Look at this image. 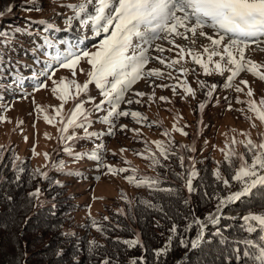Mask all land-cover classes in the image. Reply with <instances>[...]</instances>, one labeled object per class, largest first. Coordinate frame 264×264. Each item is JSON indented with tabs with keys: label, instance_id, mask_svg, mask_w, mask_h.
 Returning <instances> with one entry per match:
<instances>
[{
	"label": "snow or ice",
	"instance_id": "obj_1",
	"mask_svg": "<svg viewBox=\"0 0 264 264\" xmlns=\"http://www.w3.org/2000/svg\"><path fill=\"white\" fill-rule=\"evenodd\" d=\"M37 3L38 0H24L22 7L27 12L43 11L42 8L36 6ZM55 7L64 8L63 12L56 13L64 25L63 28L59 27L51 18L36 21L29 18L23 27L18 26L8 32L0 31V85H3L0 91L8 92L21 88L24 80L28 77L36 81L33 90L39 91L47 87L46 81L52 80L54 85L52 92L61 101L60 108L55 109L57 116H61V108L69 99H72L74 105L67 118L61 116L58 139L64 145L63 151L73 162L83 159L95 161L97 170L106 169V174L118 175L129 171V168L117 169L106 164L102 153L107 149L103 143L96 144L90 152H75L74 142L81 139L100 140L105 135L115 136L117 130L120 132L131 131L139 137L140 129H129L127 124H119L120 118L131 117L136 124L143 126L147 123L149 127L154 122L147 121V117L143 113L122 108L121 105H140L145 96L148 101H154L156 88H171L174 95H181V99H186L188 96L195 99L197 90L202 92L205 98L197 105V110L201 114L200 124H203L202 114L209 104L214 107L219 106L218 89L232 90L237 94L244 93L248 99L241 100L237 95L235 103L245 104L247 108L237 109V111L242 114L251 113L252 115H245V119L259 120L261 124H264V96L257 102L252 99L254 93L247 80L241 79L238 84L235 83L236 78L242 72H248L260 81H264V72L259 71L264 65L257 64L245 55L251 45H255L253 51L264 52V0H75V2L57 0ZM13 10L14 6L5 0L4 4L0 6V18L4 17L6 13L11 14ZM34 24L42 26L44 32L50 30L69 32L78 25L77 31L83 32L84 29H88L96 37L101 36L102 33L107 35L95 47L94 51L80 49L77 46L76 50L57 51L55 56L48 58L43 49L55 48L58 43L63 45L64 41L57 42L50 39L48 35L41 34L42 44H37L35 39L31 38ZM200 38H204L208 43H201ZM77 39L79 43H83L82 39L79 37ZM26 40L27 47H25ZM165 43L168 47H165ZM17 52H22L24 55L30 54L32 65L29 66L21 57L17 56ZM172 52H175L174 58L165 55V53ZM185 57L190 58L192 65H198L204 76H211L215 73L225 77L224 81L209 83L200 79L201 72L196 67H187L189 61ZM217 57L218 59H214ZM82 60L89 67L82 66ZM152 62H158V65L163 68L159 66L147 67ZM21 67L30 68L27 77L20 70ZM57 69H67L73 79L53 80ZM78 73L86 77V81L82 84L75 79ZM226 73H228L227 76H225ZM189 75L194 78L197 89H193L189 85L187 80ZM140 80H144L152 88L150 94L133 91V85ZM156 80H172L175 83L156 84ZM90 85H94L99 96L103 97L99 103L95 102V97L89 95ZM178 88L181 90L180 92L177 91ZM245 89H247L246 92ZM159 99L171 103L166 96H161ZM223 99L226 102L227 110H232V99L229 96H224ZM87 103H91L92 107L86 108L85 104ZM9 108L10 105H5L3 109H0V122L5 121L6 118L2 113ZM37 110L42 109L38 108ZM94 113L104 114L98 115L94 121L92 119ZM44 118L48 123H53V117L46 115ZM96 122L105 125L107 131H89L93 123ZM252 127L255 128L256 124L252 123ZM78 129L83 131L82 136L78 134ZM173 129L184 136L188 135L183 128L177 129L174 125ZM162 135L168 138L167 143L155 141L157 149L155 152L144 141V148L135 153L150 161V167L156 172V175L139 174V179L136 175H129L125 179L135 187H146L151 192L171 194L176 190L161 187L162 177L156 170L164 168L167 171L169 166L163 161H170L176 157L180 168L184 170L176 173L177 177L184 181V188L189 195L197 192L198 189L193 184V181L199 177L195 167V158L184 155L185 151L195 153L194 144L190 146L175 144L167 129ZM241 135L246 137L245 141L237 142L233 137L231 143L226 145L228 150L224 152V163L227 175L222 173L220 162H216L217 167L212 172L218 185L222 184L225 188H230L232 187L231 181H235L239 185L238 190L221 197L215 192L209 194L207 186H203L205 198L217 199L215 211L201 219L196 216L194 209H190L189 213L183 217L187 223L182 231L186 234L191 232L193 227H196L197 230L191 240L184 237L179 238L182 248H198L205 239V228L209 224L213 226L219 224L224 208L242 197L253 194L254 190H264V133H260L258 141H253L249 133L245 132ZM26 140L25 137V142ZM237 143L243 145L244 152H236L233 146ZM9 150L0 146V168L11 167L14 173H23L24 169L16 163L18 157L13 156L10 165L5 163V154ZM120 151L123 153L127 149L121 148ZM45 159L50 160L47 153ZM186 159L187 166L185 165ZM124 163L128 164L129 162L124 161ZM50 166L58 170L67 167L63 161L57 163L54 160H50ZM131 171L137 173L136 169H131ZM67 174L75 175L77 173ZM30 175L32 179L48 178V172H41L39 169ZM6 179L7 177H0V182ZM15 180L19 182L20 175H16ZM53 183L62 186L58 180ZM40 194L41 189L37 187L29 195L38 201ZM121 198L127 201L124 194H121ZM139 203L172 219L162 205L152 201H140ZM183 203L188 205L190 200L186 198ZM104 219L107 220L108 217H104ZM242 220L253 228L258 226L264 233V211L260 213L250 211L247 215L242 216ZM91 223L93 226L96 225L94 220ZM97 231L103 232L104 230L97 227ZM169 232L171 235L164 248L153 250L157 264H159L161 256L167 255L173 239L180 236L179 225L173 222ZM114 243H123L129 248L139 246L144 252H147V248L138 235L130 240H121L117 237ZM246 245L258 249L254 257V264H264V235L261 236L260 244L256 245L248 241ZM101 248L103 245L95 240L89 241L87 249L89 260L97 255V251ZM58 254L63 255L62 252ZM76 264H80V262L76 261ZM99 264H114L113 258L104 253L100 256ZM129 264H147V261L144 256H141L133 258Z\"/></svg>",
	"mask_w": 264,
	"mask_h": 264
},
{
	"label": "trees",
	"instance_id": "obj_2",
	"mask_svg": "<svg viewBox=\"0 0 264 264\" xmlns=\"http://www.w3.org/2000/svg\"><path fill=\"white\" fill-rule=\"evenodd\" d=\"M24 25L25 21L4 24L0 31L8 32ZM33 29L32 37L39 44V35H46V32L43 29L39 30V27L33 26ZM54 40L59 42L64 39ZM20 53L22 52H17L16 55L31 66L32 58L30 56L27 58L24 54L21 56ZM29 69L20 70L27 77ZM0 88H3V85H0ZM15 93H18L16 89L13 92H6L7 98L12 100L16 96ZM13 155L9 151L5 154L6 164H11ZM184 155L195 158L199 177L193 184L197 187V192L189 195L184 188V181L176 175L184 170L180 168L178 159L173 157L170 161H163L169 166L167 171L164 168H158L156 171L162 177L161 187L175 189V192L171 194L151 192L146 187H135L131 184L135 189L133 195L126 196L120 193V197L124 194L131 203L121 198L119 202L122 208L119 203L105 205L101 212L87 217L80 225L75 222V213L81 206L76 203L77 194L71 192L69 183L61 179L63 171L50 167L47 179L39 177L32 179L30 174L39 168H35L25 158L16 162L24 169L23 173H14L11 167L0 168V177H7L0 182V264H76V261L80 264H99L100 256L104 253L113 258L114 264H129L130 260L141 256H144L147 264H157L153 250L162 249L167 244L171 235L169 229L173 222L179 225L180 236L173 239L167 255L159 258V264H254L258 249L246 245V242L260 244L264 233L258 226L253 228L247 225L242 216L250 211L252 213L264 211V190H254L253 194L242 197L224 208V216L219 224L216 226L209 224L205 228V239L198 248L186 249L180 246V237L191 240L197 230L193 227L192 231L186 234L182 231L187 223L183 217L190 209H194L196 216L201 219L215 211L217 199L205 198L203 186H207L209 194L215 192L221 197L239 188L235 181H231L230 188L218 185L212 175L217 167L216 162H220L222 173L227 175L225 158L219 161L212 159L206 163L197 161L194 153L185 151ZM147 162L150 167V161ZM187 164L186 159L185 165ZM39 170L43 172L42 169ZM16 175H20L19 182L15 180ZM155 175L156 172L150 176ZM57 180L62 186L53 183ZM37 187L41 189L38 201L29 195ZM186 198L190 200L188 205L183 203ZM140 201H152L164 206L172 219L156 210L146 208L144 204L139 203ZM115 207H118V210ZM228 213L231 215H227ZM104 217L108 219L105 220ZM93 220L96 221L95 226L91 223ZM117 225L119 227H116ZM97 227L104 231H97ZM136 235L147 248V252L139 246L129 248L123 243H114L117 237L121 240H130L136 238ZM92 240L103 245V248L89 260L88 242ZM60 252L63 255H59Z\"/></svg>",
	"mask_w": 264,
	"mask_h": 264
},
{
	"label": "rangeland",
	"instance_id": "obj_3",
	"mask_svg": "<svg viewBox=\"0 0 264 264\" xmlns=\"http://www.w3.org/2000/svg\"><path fill=\"white\" fill-rule=\"evenodd\" d=\"M4 2L5 0H0V6ZM56 2L57 0H38L36 6L42 8L43 11L27 12L22 7L24 0H7V3L14 6V10L11 14L6 13L4 17L0 18V27L2 28L4 24L26 22L29 18L33 21L51 18L55 20L59 27L63 28L64 25L60 22V17L56 13L63 12L64 8L55 7ZM67 2H75V0H67ZM33 26L35 28L39 27V30L43 29L38 24H34ZM76 28H78V25L69 32L50 30L46 32V35H53L57 39L66 37L73 44L71 50H75L78 46L80 49L93 51L100 44L104 36L107 35L102 33L101 36L96 37L88 29L80 32ZM78 37L83 40V43H79ZM200 41L201 43H208L204 38H200ZM39 44H42L41 36H39ZM165 47H168L166 43ZM254 47L255 45H251L246 50V57L252 59L257 64L264 65V52L253 51ZM67 50L70 49L65 44L61 46L57 45L55 48L43 49L48 58L55 56L57 51L65 52ZM19 55L24 56L23 53ZM165 55L174 58L175 52L165 53ZM25 56L27 58L30 56L31 58L30 54ZM185 59L189 61L187 67H196L201 72L200 79L206 80L209 83H222L224 81L225 77H221L215 73L211 76H204L198 65H192L189 57H185ZM214 59H218V57ZM23 61L25 62V60ZM81 65L89 67L83 60L81 61ZM156 66L163 68V66L158 65V62H152L147 67ZM259 71L264 72V67H261ZM227 75L228 73L225 74V76ZM61 78H67V80L73 79L67 69H57L53 80L59 81ZM75 79L81 84L86 81V77L79 73ZM181 79L183 80V77ZM241 79L249 82V87L254 93L252 99L258 102L264 96V81H260L248 72H242L236 78L235 83L238 84ZM187 80L193 89H197V85L191 75L187 77ZM35 83L36 81L31 77L25 79L21 89H16L18 93L14 94L16 96L12 100L7 98L6 92L0 91L1 109L5 105H10L9 110L2 113L6 119L4 122H0V146L10 149L9 152H12L13 156L18 157V160L22 158L28 159L35 168L42 169L43 172L50 171V160H55L57 163L63 161L66 164L67 167L65 169H57V171H63L64 174H62L61 179L67 181L71 192L77 194L75 201L81 207L75 213V222L79 225L83 224L87 217L95 216L101 212L105 205L109 206L113 203H119L122 208L119 202L121 200L120 193H124L126 196H131L135 193L134 187L125 179L126 176L136 175L137 179H139V174L154 175V171L149 167L147 160L135 153L144 148V141L147 142L154 152L157 150L155 141L167 143L168 138L162 135L165 129L171 133V139L175 144L186 146L194 144L196 149L194 154H196L195 157L197 156V161L206 163L212 159L219 161L225 158L224 152L228 150L226 145L231 143L233 137L237 142L245 141L246 137L241 135V133L246 132L250 134V138L253 141H258L260 133H264V124H261L259 120L253 119L249 121L245 119V115H252L251 113L242 114L240 111H237V109L247 108L245 104L235 103L237 95L240 96L241 100L248 99L244 93L237 94L232 90L218 89L217 95L220 97L219 106L214 107L212 104H209L202 114L203 124H200L201 114L197 110V105L205 98L202 92L197 90L195 99L191 96L181 99V95H174L171 88H156L154 101H148L147 96H145L140 105H121L122 108L143 113L147 117V121L154 122L151 127L147 123L142 126L136 124L131 117H121L118 123L127 124L129 129L139 128L141 133L139 137L131 131L125 130L124 132H120L117 130L115 136L105 135L100 140L81 139L74 142L75 152H90L96 144L103 143L107 149L106 152L102 153L106 164L117 169L129 168V171L118 175L106 174V169L97 170L95 161L83 159L79 162H73L63 151L64 145L58 139V128L61 126V116L67 118L68 113L73 108L74 101L69 99L63 105V108H61V116H57L55 109L60 108L61 101L52 92L54 86L52 80L46 81L47 87L39 91L33 90ZM155 83L171 84L175 83V81L156 80ZM241 87L244 86L241 85ZM133 91H143L150 94L152 88L144 80H140L133 85ZM177 91L180 92L181 90L178 88ZM246 91L247 89H245ZM89 95L95 97L96 103H99L103 99V97L99 96L98 90L94 85L89 86ZM161 96L168 97L171 103L161 101L159 99ZM224 96H229L232 99V110H227L226 102L223 99ZM85 107L91 108L92 104L87 103ZM38 108L42 110L38 111ZM103 114L94 113L92 119L95 121L98 115ZM46 115L54 118L53 123L50 124L45 120L44 117ZM20 122L23 123L21 124ZM252 123L256 124L255 128L252 127ZM174 125L177 129L183 128L188 135L184 136L179 131L174 130ZM185 125H188V127H185ZM89 131L106 132L107 128L105 125L96 122L93 123ZM77 132L79 135H83L82 130L78 129ZM25 137L27 138L26 142ZM233 147H235L238 153L245 151L243 145L240 143H237ZM121 148L127 149V151L121 153ZM46 153L49 155L50 160L45 159ZM124 161H128L129 163L125 164ZM131 169H136L137 173H133ZM67 173L77 174L68 175ZM115 209L118 210V207H115ZM227 215H231V213ZM222 216H224L223 213Z\"/></svg>",
	"mask_w": 264,
	"mask_h": 264
}]
</instances>
